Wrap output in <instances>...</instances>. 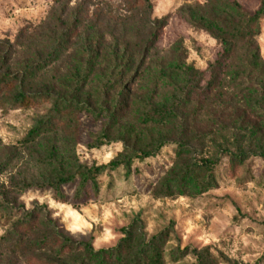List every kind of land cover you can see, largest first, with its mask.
Segmentation results:
<instances>
[{"label":"rangeland","instance_id":"rangeland-1","mask_svg":"<svg viewBox=\"0 0 264 264\" xmlns=\"http://www.w3.org/2000/svg\"><path fill=\"white\" fill-rule=\"evenodd\" d=\"M262 4L0 0V81L11 84L0 89V264L47 259L14 248L30 214L45 224L38 240L52 228L111 249L138 220L147 239L164 233L163 264H264V159L253 155L264 151V14L248 21ZM16 83L34 97L28 107L12 102ZM159 142L128 170L107 168ZM234 144L251 155H219ZM216 155L212 189L173 187L184 166ZM59 179L69 182L56 192ZM173 249L188 255L174 262Z\"/></svg>","mask_w":264,"mask_h":264},{"label":"trees","instance_id":"trees-1","mask_svg":"<svg viewBox=\"0 0 264 264\" xmlns=\"http://www.w3.org/2000/svg\"><path fill=\"white\" fill-rule=\"evenodd\" d=\"M264 14V4H262L258 10L255 11L253 16L248 21L259 19ZM250 29V28H249ZM245 28L239 32L238 37L243 40L251 41L252 35ZM230 50V45L224 46L222 57H225ZM27 68L24 71V75L33 70ZM10 79H3L0 81V89L10 86ZM14 85V84H13ZM13 90L12 102L18 106L28 107L34 99L32 96H28L22 89L21 84H15L11 86ZM64 108L68 105L61 103ZM74 107L80 111H87L88 113H94L79 104L73 103ZM52 118V117H51ZM51 118L47 117L39 122L38 126L32 131L33 135L39 134L45 127H51ZM163 146V142H159L156 148L146 147L141 151H134L126 153V149L123 150V155H120L115 161H112L108 165V169H115L120 166L129 169V165L132 159L148 158L153 156L154 153ZM186 147L182 144L178 145V154L185 152ZM224 148L220 151L219 155H225L231 162H238L247 159L251 153L244 151L238 145L232 148ZM264 159V151L259 150L253 154ZM219 156H211L201 159L199 162H192L187 164L176 174L173 179L174 186L181 192L187 191L188 193L199 195L212 189L215 185V179L213 175L214 168L218 165ZM105 168H98L93 171H88L81 175V185L84 186L87 182L92 185L96 184V175L103 171ZM69 182V179H59L49 184V187L58 192L61 185H65ZM82 190V189H81ZM80 192V190H79ZM5 195V194H3ZM56 199V198H55ZM63 198L59 196L58 201L62 203ZM3 211V204L0 203V212ZM51 223V222H50ZM41 226H45L43 222L37 220L36 214H30L25 219L24 223L18 224L19 237L14 248L20 250L27 246L29 249L36 250L40 257L46 256L47 259L38 258L36 264H68L77 262L76 264H163L162 249L164 246V233L147 239L143 233V228L140 226L138 220H134L127 228L121 230L122 238L117 245L111 249L94 250L92 245L87 242H74L70 238L62 236L56 233L52 228L48 231L45 240H38L35 238V233L39 231ZM28 237H32L29 240ZM46 254V255H45ZM170 255L174 262L181 260L188 255L187 250L173 249L170 251ZM77 258V259H76ZM65 260L63 263L60 261ZM35 264V263H34Z\"/></svg>","mask_w":264,"mask_h":264}]
</instances>
